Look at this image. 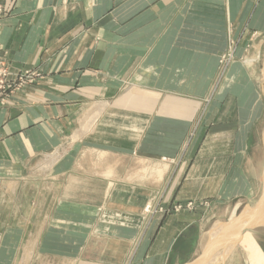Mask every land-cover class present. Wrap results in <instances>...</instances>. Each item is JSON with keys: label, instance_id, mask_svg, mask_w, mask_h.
<instances>
[{"label": "crops", "instance_id": "crops-1", "mask_svg": "<svg viewBox=\"0 0 264 264\" xmlns=\"http://www.w3.org/2000/svg\"><path fill=\"white\" fill-rule=\"evenodd\" d=\"M106 1L114 6L104 10V0H13L12 13L3 21L0 44L12 68L44 73L36 86L0 108V165L22 161L48 167L37 174L45 176V189H10L17 197L15 220L21 227L70 233L64 232L61 241L23 247L25 259L31 264H167L183 232L202 221L198 254L186 264H249L239 243L222 250L232 240L222 224L245 209L240 211V203L228 206L226 198L249 194L243 174L248 173L246 153L236 157L240 174L230 175L234 143L223 142L235 132L231 115L244 121L261 114L258 104H243L256 90L245 88L248 99L242 97L241 110L233 112L226 106L212 108V100L223 93L221 76L226 84L248 79L253 65L243 61L229 67L230 62L226 71L220 70V58L230 29L239 32L247 5L258 0ZM72 4L76 14L70 13ZM256 7L254 17L260 21L264 0ZM243 53L245 48L238 47L232 56ZM257 80L261 84L260 71ZM199 116L208 127L216 122V128L206 136L212 143H203L213 153L195 157L198 146L189 142L200 126ZM87 160L93 169L84 166ZM167 173L182 180L180 186L151 187L150 179L159 182ZM224 177L228 180L221 184ZM70 180L77 186H67ZM261 194V188L249 194L255 202L246 208H255ZM19 196L28 197V211L20 208ZM156 198L164 202L163 210L188 203L194 209L146 218V206ZM208 198L213 201L198 206ZM100 209L114 216L101 221ZM255 223L252 233L259 244L264 225L257 229L260 221ZM156 226L138 261L146 234ZM78 233L84 238L81 245Z\"/></svg>", "mask_w": 264, "mask_h": 264}, {"label": "rangeland", "instance_id": "rangeland-1", "mask_svg": "<svg viewBox=\"0 0 264 264\" xmlns=\"http://www.w3.org/2000/svg\"><path fill=\"white\" fill-rule=\"evenodd\" d=\"M260 0L256 1L259 2ZM5 0H0V36L1 31L3 28V21L10 16L12 13V10L14 8V2L13 0H10L9 6H6L4 4ZM256 3H249L247 5V13L245 19L241 20L240 26L238 28L239 32L234 35L233 29L231 28V37L228 38V47L225 50V53L220 58V70H225L228 68L229 63L231 62L230 66L233 65L234 62L240 63L245 60L254 59L257 54L262 53L261 56V62L258 64V62L253 64V67L250 69H247V81L241 82L239 79H234L233 83L226 84V77H224L226 74H224V78L221 76V81H223L222 87H223V93L216 94V98L212 100V108L216 109L219 106L228 107L232 112L234 110L240 109L241 110V104L240 100L242 97L245 96L244 90L248 86H253L256 90L255 98L257 101L253 102L254 96L248 99V94L246 93L247 101H243V104L251 103L250 106L259 107L260 108V115L258 117H248L247 122L244 120L242 121L241 118H239L236 114L230 117V125H236L234 128L235 132H232L229 136L228 141H224L223 143H234L233 148H231V173H238L239 175V168L238 163L236 162V157L240 155L241 152L246 153L247 163L248 165H252V167L248 170V173L243 171V174L246 176L248 180V188H250V182H253V172L255 170L253 169L254 166L257 164V160H261L258 162L256 168L258 170L261 168L262 160L264 159V81L262 80V77L264 75V15L263 19L260 21H257L254 17L255 16V10H256ZM114 6L113 4H109L106 0H104V10ZM124 6V5H117V7ZM78 11L77 5H71L70 7V13L76 14ZM257 11V10H256ZM264 14V13H263ZM257 21V22H256ZM259 24V25H258ZM262 24V26L260 25ZM262 28V30H261ZM238 47H244L245 53L240 54L241 57H234L232 56L233 52L236 51ZM260 56V55H259ZM233 58V59H232ZM255 60V59H254ZM260 71L261 75V84L258 83L257 80V72ZM256 75V78H255ZM44 78V73L41 72L38 68H27V69H21V70H14L10 64V60L8 59V56L6 52L3 51V48L0 44V108L5 107L8 102L11 100V98L15 97L16 94L22 92L24 89L36 86L38 81H41ZM220 80V79H219ZM221 84H216V88L220 87ZM260 92V96L258 97V93ZM215 95V94H214ZM260 102V104H259ZM261 105V107H260ZM241 117V116H240ZM204 121V116H199V128L196 129L197 131L194 132L193 137H191L189 143H193L196 148L195 157L196 155H205V151H207L208 155H211L213 153V148L208 146V148H204L203 143H212L210 142V139H207V134H209L214 130L213 125L215 123H211L210 126H206V121ZM244 123H246L245 128H243ZM216 126V125H215ZM220 143V142H219ZM194 151V148L192 149ZM245 155V154H244ZM210 157V156H209ZM259 157V158H258ZM23 157H20V160H22ZM24 159V158H23ZM92 162V161H90ZM89 160H87V163H85L84 166L87 167V169L91 170L93 169L94 164L90 163ZM29 162H16L15 164L11 165L9 162L7 163V168H4V166L0 165V264H31V261L28 259H25L27 256V252L23 250V247L30 249L32 244H37L38 242H56L61 241V236L63 233H68V231H64L63 229L59 228H39V227H21L18 224L19 222L15 220V202L17 201V197L15 195L10 194V189L13 187H17L18 189H30V188H40L45 189L48 187L47 180L44 178L45 176H38L37 174L41 173L42 175L47 171V166L45 167V164L40 167L35 165H28ZM186 162H184L180 170L182 172L186 169ZM260 164V167H259ZM264 165V164H263ZM35 166V167H34ZM11 167L15 168L18 167L14 172L11 171ZM37 167V168H36ZM137 167V166H136ZM23 168V169H22ZM22 169V172L21 170ZM252 170V172H251ZM251 172V173H250ZM21 174L20 176H15ZM23 174V176H22ZM12 176V181H10V177ZM19 177V178H18ZM40 177V178H39ZM227 177V176H226ZM24 178V180H17L15 179H21ZM3 179V180H2ZM7 179V180H6ZM5 180V185H3L2 181ZM228 179L224 177V179L221 181V184L225 183ZM261 180V179H260ZM259 180V181H260ZM182 183V180H172L170 179L169 173L159 182H155L153 179H150V184L152 188L159 187V189L166 188L168 190V187L174 188V185ZM202 182H205L203 180ZM262 182V181H261ZM57 183V182H56ZM63 183L62 180L58 182L56 186H61ZM77 186L72 182V180L67 181V186ZM165 191V189H164ZM4 192H6L4 194ZM2 193V194H1ZM163 196V195H162ZM161 196V197H162ZM160 197V198H161ZM240 197V196H239ZM239 197H228L226 198V204L231 205V207H235L237 203L241 205L240 211H242L246 206H252L255 202L254 197H249L242 194V198L239 199ZM28 197L26 196H19V205L20 208H23V210L28 211L29 208V201H26ZM40 199L45 198L40 196ZM160 198L153 199L149 204H147L146 207L150 209L149 213H145V217H152L154 219H158L160 216L166 215V214H177L182 212L183 210L187 208L194 209L191 205L193 203H188L186 206L181 205H175L172 204L169 208L166 210H163L162 208V201L159 202ZM2 199L4 201H2ZM213 201V198H208L203 201L198 202L199 207H206L209 203ZM218 201V198L216 199ZM3 203V204H2ZM168 203V202H166ZM202 205V206H201ZM161 206V207H160ZM196 207V206H195ZM145 210V208H144ZM264 213V212H263ZM97 214V219L101 221L109 220L112 216L108 213H105V211L100 209ZM204 220V219H203ZM264 223V217L261 219L260 223ZM203 222L199 221L194 227H191L183 232L182 237L180 240H178L177 243L174 244L172 247V250L170 252V255L167 260V264H183V263H189L192 259L194 260L196 258L197 253V247H198V238L200 230L203 228ZM264 225V224H263ZM158 226V225H157ZM157 226L153 228V230H150L146 234L145 243L142 245L140 254L138 256V261L142 257L141 253L145 251L147 243L149 242L150 238L152 237L153 233L156 231ZM263 228L261 225H258L257 229ZM51 231V232H50ZM79 233L75 236H78ZM78 243L81 245L83 243V237L82 235L78 236ZM260 243L261 246L264 247V234L260 235ZM257 238V239H259ZM44 239V240H43ZM24 244L22 245V243ZM264 250V249H263ZM23 251V254H22ZM142 253V255H143ZM24 257L23 263H21V257ZM35 264H47V262H44L43 260H39Z\"/></svg>", "mask_w": 264, "mask_h": 264}, {"label": "bare ground", "instance_id": "bare-ground-1", "mask_svg": "<svg viewBox=\"0 0 264 264\" xmlns=\"http://www.w3.org/2000/svg\"><path fill=\"white\" fill-rule=\"evenodd\" d=\"M260 56H258L257 58H254V59H249L248 60H245V64L247 65H253L254 63L256 62H261V56L262 54H259ZM264 57V56H263ZM262 80L264 81V75L262 77ZM260 94V92H258V95ZM260 103V102H259ZM261 107V105H260ZM259 158V157H258ZM261 160H257V164L258 162H260ZM256 164V166H257ZM263 164H264V159H263ZM261 165V168L258 170V168H256V166L253 167V169L255 170V172H253V182H250V188H248V185L249 183L245 180V188L247 186V189H248V192L249 194L252 196L255 195L258 190L261 188V197L263 195V197L260 199H263L262 200V204H264V165ZM253 164L251 165H248V163L246 164V166L244 167L247 172L248 170L252 167ZM258 167V166H257ZM259 167H260V164H259ZM252 172V170H251ZM250 172V173H251ZM261 179V180H260ZM260 180V181H259ZM262 181V182H261ZM253 192V193H252ZM247 210H244L243 213H241L239 216L238 214L239 213H236L235 217H234V213L232 214V218H231V221L230 222H227L228 224H234V222L237 221V219L239 217H242L245 213H246V216L245 219H247L248 221L246 223H242L244 224L242 226V224L233 229V230H228V227H222L223 228V231L226 233V234H230L231 236V243L230 245H225V246H222V250L223 251H229L231 250L235 243H239L238 245L243 249V251L245 252V255H246V258H247V262L249 264H264V252L263 250L261 249L260 245L257 243L256 239H255V235L252 233V232H255V231H252V230H255L256 228H251L250 229V226L252 225V221H261V219L263 218V215H260L259 214V217H257L255 214H250L251 211H254L255 208H249L247 207L246 208ZM261 211L260 213L262 214L264 212V205L260 207ZM247 212H249L247 214ZM236 220V221H235ZM218 223V222H216ZM221 223V222H220ZM219 224V223H218ZM256 224V223H255ZM213 223L211 225H208L207 227H205V231L207 232L208 230L211 229V227L215 226V224L213 225ZM213 230L215 231V229L213 228ZM208 241V240H207ZM206 243L204 244V247H206Z\"/></svg>", "mask_w": 264, "mask_h": 264}, {"label": "water", "instance_id": "water-1", "mask_svg": "<svg viewBox=\"0 0 264 264\" xmlns=\"http://www.w3.org/2000/svg\"><path fill=\"white\" fill-rule=\"evenodd\" d=\"M263 194V193H262ZM262 197H263V195H262ZM261 197V198H262ZM262 200L263 199H260L258 202H257V204L255 205V209H254V211H251L250 212V214L252 213V214H255L257 217H259V214L260 215H264V213H260L261 211H262V209H260V207L261 206H263V205H261L262 203ZM244 210H247L246 209V207H245V209ZM243 210V211H244ZM259 210H261V211H259ZM249 212H247V214H248ZM245 217H247L246 216V213L242 216V217H239L238 219H237V221L234 223V224H228V223H224V224H222V227H228V230H233V229H235V228H237V227H239L242 223H246L248 220L247 219H245ZM255 222H257V221H252V225L250 226V228H254L255 226L254 225H256L255 224ZM264 223H257V225H263ZM244 224H242V226H243ZM254 226V227H253ZM258 227V226H257ZM203 249H204V244H203V248H202V254H203ZM221 253V252H220ZM202 258H203V255H202ZM193 263V262H192Z\"/></svg>", "mask_w": 264, "mask_h": 264}]
</instances>
